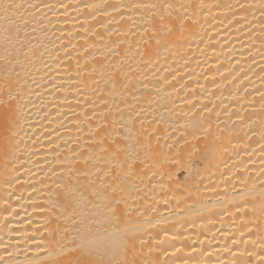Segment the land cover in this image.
<instances>
[{
  "label": "bare ground",
  "instance_id": "6f19581e",
  "mask_svg": "<svg viewBox=\"0 0 264 264\" xmlns=\"http://www.w3.org/2000/svg\"><path fill=\"white\" fill-rule=\"evenodd\" d=\"M0 264H264V0H0Z\"/></svg>",
  "mask_w": 264,
  "mask_h": 264
}]
</instances>
